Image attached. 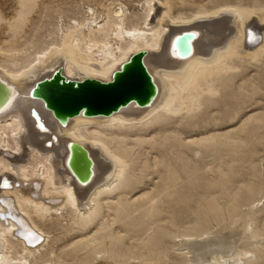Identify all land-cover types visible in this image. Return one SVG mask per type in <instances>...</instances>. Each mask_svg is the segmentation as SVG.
<instances>
[{
    "label": "bare ground",
    "instance_id": "6f19581e",
    "mask_svg": "<svg viewBox=\"0 0 264 264\" xmlns=\"http://www.w3.org/2000/svg\"><path fill=\"white\" fill-rule=\"evenodd\" d=\"M15 1L16 12L9 20L0 11V22L8 21L7 29L13 37L21 34L39 4L38 0ZM97 4L98 7L84 6L82 16L75 15L67 23L61 16L56 18L49 33L50 42L45 41L33 50L25 46L0 48V54L6 55V59H0V77L17 94L0 112V264H31L30 257L49 243L50 232L43 228L41 218L44 221L63 209L70 213L64 211L66 216H72L71 225H77L71 230H88L92 226L96 230L89 236L81 235L77 241L69 240L68 247L59 254L53 250L47 252L42 264H159L169 259L165 252L167 238H181L177 239L180 243L176 241L175 247L172 246L183 250L177 264H245L247 260L252 264L257 248L245 246L246 242L242 245L241 236L246 231H250L252 238L263 233L254 230L247 216L241 213L242 208L241 211L239 204L236 206L241 198L238 195V201L234 199L238 192L230 197L236 203L231 204L230 199L229 207L221 201L223 196L214 191L209 192L210 198L204 199L208 201L200 203L192 196L191 186L185 191L178 185L180 176H174L173 158L164 163L156 154L152 163L139 151L137 158H143L140 165L132 157L136 145H130L131 140L150 143L151 138H145L142 132L151 128L163 135L162 127L182 111L191 120L197 111L206 114L210 102L229 95V79L244 77V72L252 66H264V1L250 6L222 4L207 8L205 5L190 13L183 12L184 9L173 13L169 0H99ZM130 4L134 11L128 7ZM136 6L140 9L136 10ZM184 30H195L198 38L194 53L183 59L176 55L172 41ZM142 49L148 51L144 60L159 89L150 106L131 103L112 115L81 114L63 126L41 99L29 95L38 80L50 77L58 67L72 79L111 80L113 72L132 53ZM129 83L132 89L139 86L137 80ZM121 93H108L96 104L111 103ZM33 106L40 111L47 131L37 127L31 115ZM49 140L52 145H48ZM72 140L83 144L94 159V176L85 185L66 164L67 144ZM203 140L211 139L205 135ZM172 147L177 149L173 143ZM22 148L25 155L10 159L14 157L10 149L20 153ZM160 159L168 172L162 186L153 193L144 192L137 202V198L130 202L129 194L143 183L132 172L137 169L134 164L142 172L156 166ZM157 167L156 173L160 174L162 168ZM184 168L188 169L187 181L193 184L194 171L187 165ZM3 179L9 181L8 187H3ZM25 182L31 185L18 189ZM249 185L251 188L253 183ZM192 201H197V205H192ZM181 211L186 215L178 216ZM34 214L41 216L40 221ZM21 219L28 225L21 224ZM213 219L220 225L217 231L212 229ZM223 219L230 223H223ZM227 230L230 231L226 233ZM31 232L42 240L33 238ZM127 237L131 241L128 245Z\"/></svg>",
    "mask_w": 264,
    "mask_h": 264
},
{
    "label": "rangeland",
    "instance_id": "374dc122",
    "mask_svg": "<svg viewBox=\"0 0 264 264\" xmlns=\"http://www.w3.org/2000/svg\"><path fill=\"white\" fill-rule=\"evenodd\" d=\"M98 1L99 0H38L39 4L32 13V19L30 18L27 21L24 27L25 30L23 29L21 34L17 37H13L12 34L8 32V21L0 22V48L3 47L5 49H9L15 46H25L26 49L30 47V49L33 50L34 47H38L45 41L50 42L51 37L49 36V33L53 28L54 22H56L59 16H61V20H64V23H67L68 20L70 21L69 18L75 17V15L77 17L78 15L81 17L84 6L92 4L95 7H98ZM169 1L171 2L173 13H177L183 9V12L190 13L192 10H197L198 7H205V5L206 7L208 6L207 8H213L222 4H241L243 6H250L254 3L258 4L264 0H256L257 2L255 0ZM15 7V0H0V11L8 20L13 16V14H15ZM128 7L131 11H134L132 10L134 7L131 9V4L128 5ZM135 8L138 10L140 9V6H136ZM10 35L12 36L11 38ZM258 38H260V36H258ZM0 59H6V55L3 56L2 52L0 54ZM262 74H264V66L261 68L252 66L251 69L244 72V77L237 78L235 80H228L227 84L230 86L228 88L230 92L229 95L221 97L215 102H210L209 104L211 105L207 109L206 114L202 115L197 111V115L191 120V118L186 116L185 111H182L181 113L176 114V117L174 116L173 120H169V122L172 121L169 125L166 124L165 127H162L164 131L163 135L157 133L155 128H151L146 132H142V135L145 138H151L150 143L143 142L142 144H138L135 143L134 140H131L132 143L130 146L134 144L136 145L132 157L133 159L137 160V163L140 165L143 158H137L139 151H141L143 155L148 156L152 163V157L156 154L159 155L160 158H163L164 163L166 160H172L173 158L176 166L174 176H176V174L177 176H180L178 179V185H182L185 191H188L189 186H191L192 196L197 198L196 200H198L200 203L205 198H210L209 192L211 191H214L213 193L217 195L221 194L223 196V198H221L223 204L227 202L229 203V200L231 199L230 203L235 205L236 202H232H234V199L238 201L237 197L240 195L241 198H239L240 201L238 202L245 204L242 205L241 203L237 202L236 206L239 204L237 206L239 210L242 208L243 211L241 210L242 212H240L247 216L246 220L252 223L253 229L264 234V77ZM175 118H177L176 121ZM171 126L174 127V129ZM169 129H171V131H169ZM205 135L208 137V139L212 140L213 138L212 142L211 140H203ZM166 136H171V138L165 140L164 138H166ZM172 136L176 137V139ZM187 140H189V144L187 143ZM242 141H244L243 145H241ZM162 142L164 145H161ZM202 142L205 143V146L202 145ZM172 143L176 145L177 149H173ZM23 150L24 149L22 148V152L20 151L19 153L18 151L10 149V154H12V157L14 156L10 159H15L16 157H22L25 155L26 152ZM159 150L163 153H160ZM12 151L13 153H11ZM161 161L162 160L160 159V162ZM160 162L157 164L163 170L162 171L160 168V174L158 173L159 171L156 173V171L159 169L157 165H152L147 170L140 172L138 169L139 165H136L137 163L134 164V167L137 169L132 170V172L136 178L141 179L143 183L141 184L142 186L138 188V190H135L133 193L129 194L128 199L130 202L132 201V203H134V200H136H132V198H137V202L144 192L153 193V191L156 190V187L162 186L163 180L168 176V172L166 171V168L163 169V162ZM185 165L190 166V170L194 171L193 175L191 176L193 184L187 181L188 169L185 170ZM157 175L160 176L158 177ZM159 178L161 179V182ZM223 179L226 180L224 181ZM248 183H253V187L251 186L250 188ZM29 185H31L30 182H25L22 185L19 184L18 189L25 186L27 187ZM38 192L40 193L41 189H39ZM236 192H238L237 196L234 194ZM247 193L249 194L248 196ZM233 195L236 197L234 199L230 198ZM34 196L36 198L39 197V195ZM249 197L250 199H248ZM253 200L256 201L254 204H251ZM206 201L208 200H204V202ZM196 202L197 201H192V205L196 206ZM227 204H225V206H231V204ZM64 211L67 215H70L69 211L63 209L61 211L63 212V215H61V212H58L60 215H54L56 213H53V215H49L47 218L45 217L46 219L44 221L43 217L41 218V221L39 220V217H41L39 214H34L37 219L39 218L38 220L44 226L43 228L50 232V238L48 241L49 243H46L40 252L36 254V256L30 257L31 264H42L44 261V258L42 257L44 254H48L47 252L54 251V254H59L61 249L65 248L66 246L68 247L67 243H69V240L74 239V241H77L81 239V235L88 234L89 236L94 233L93 231L96 230L92 228L93 226L88 230L82 229V231H80L81 229L79 228H76V230H71L73 226L77 225H71L72 216H66ZM105 212H107V210ZM184 212H178V216L186 215ZM212 222L213 231H217L220 228V225H218L214 219ZM222 222L229 224L230 220L223 219ZM240 223L241 221L239 222V225ZM116 225L117 224H115L114 227H117L118 229V226ZM185 225H188V223H185ZM228 231L230 230H227L226 233ZM248 232L250 231H246V233L241 236V244L244 245L243 243L246 242L245 246H248L249 244L248 247L251 245V247L258 249H256L254 255H252V258L256 259L254 260L251 258L252 264H264V235L261 234L262 238L261 236L252 238ZM123 233L125 234V232ZM167 239L165 244V252L169 259L166 258L164 261H167L166 263L163 262L159 264H169V262L170 264H174L175 262L177 264L179 263V259L182 257V253L180 252H183V250L174 247L177 242L180 243L178 240L181 238H177L178 240H175V238H173V240L171 238ZM128 241L129 238L127 237V239H125V244L128 245ZM251 242L253 245L250 244ZM255 242H257L258 245L257 243L255 244ZM130 243L131 241H129V244ZM259 250H263V253H260ZM260 254L261 256L258 258ZM52 256L51 258L54 259V256ZM48 258L49 257H47V259ZM169 260H172L174 263ZM247 261H245V264H251L249 263L250 260L248 262Z\"/></svg>",
    "mask_w": 264,
    "mask_h": 264
},
{
    "label": "water",
    "instance_id": "95a60500",
    "mask_svg": "<svg viewBox=\"0 0 264 264\" xmlns=\"http://www.w3.org/2000/svg\"><path fill=\"white\" fill-rule=\"evenodd\" d=\"M197 38L198 34L195 30H184L176 34L172 41V48L176 55L183 59L190 57L194 53V42ZM147 54L148 51L145 49L132 53L120 65V68L113 72L112 79L108 81L95 78L83 80L68 78L63 73L62 67H58L50 77L38 80L31 88L29 95L33 99H41L45 108L50 110L63 126H66L71 118L81 114L84 116L112 115L131 103L141 107L150 106L159 89L145 63L144 58ZM131 80L139 82L138 88H131L129 83ZM114 91L123 93L111 103L96 104L100 98L104 99L106 94ZM16 95L15 88L0 77V112L6 109ZM31 115L37 127L47 131L37 107L31 108ZM47 143L52 145V140ZM67 146L68 168L81 184H88L94 176V159L90 151L75 140L69 141ZM2 183L3 187L9 186L8 180ZM38 237L42 240L41 236L37 235V239Z\"/></svg>",
    "mask_w": 264,
    "mask_h": 264
}]
</instances>
